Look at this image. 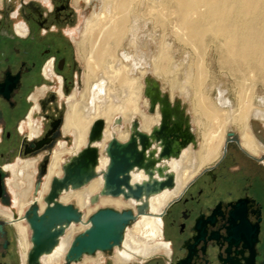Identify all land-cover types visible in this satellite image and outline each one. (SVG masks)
Instances as JSON below:
<instances>
[{
  "label": "bare ground",
  "instance_id": "bare-ground-1",
  "mask_svg": "<svg viewBox=\"0 0 264 264\" xmlns=\"http://www.w3.org/2000/svg\"><path fill=\"white\" fill-rule=\"evenodd\" d=\"M84 1L90 3L94 0ZM95 1H98L99 9L84 20L77 42L85 63L84 88L79 94L74 90L68 97L62 125L63 134L71 136L72 144L67 146L61 141L52 152L36 198L40 210L44 207L42 198L49 190L51 178L62 174V164L85 145L92 122L102 118L105 122L103 141L96 143L100 149L96 166L98 174L82 188L60 195L62 203L75 202L83 212L82 221L72 223L65 230L54 251L42 257V264L60 263L74 234L88 227L86 219L98 207L136 208L135 200L99 197V192L103 184L102 173L108 164V157L103 153L108 140L115 136L119 141H125L135 118L146 133L159 123V112L149 113L148 100L142 95L148 64L155 74L165 76L170 81L171 90L177 89L189 103L191 122L201 129L202 143L198 150L194 151L190 144L179 157L164 159L157 164L173 173L175 185L188 182L202 167L217 159L229 126L235 127L241 145L253 153L261 149L260 142L264 141V122L253 114L256 94L253 79L260 77L264 85V0ZM169 19H172L171 23L175 22L171 27L193 49L195 57L191 58L187 53L181 62H177L174 58L176 49L166 41L165 34L162 32L159 40L155 39L156 28L164 29L170 23ZM149 21L154 28L149 34L156 45L154 51L150 41L145 39ZM207 42L218 53L220 68L234 79V102L226 95L227 88L212 79L207 81L206 58L203 59ZM125 46L128 51L124 50ZM146 49L151 51L148 60L142 55ZM154 146L159 150L157 145ZM10 169L12 177L7 184L13 192L19 216L13 218L10 211L1 206L0 215L16 229L20 247L25 253L31 243L28 240L29 228L22 215L33 199L29 195L36 173L35 162L19 161ZM154 177L164 179V175L157 171H154ZM147 179L148 175L143 170L131 172L132 184ZM175 191L172 190L173 194ZM170 197L171 191L167 188L149 196L147 213L126 228L121 247L114 248L122 255L118 257L119 261L142 260L165 251V244L159 241L158 213ZM85 257L84 262L78 264L94 261Z\"/></svg>",
  "mask_w": 264,
  "mask_h": 264
},
{
  "label": "flooded vegetation",
  "instance_id": "flooded-vegetation-1",
  "mask_svg": "<svg viewBox=\"0 0 264 264\" xmlns=\"http://www.w3.org/2000/svg\"><path fill=\"white\" fill-rule=\"evenodd\" d=\"M86 8L74 0H0V206L13 218L19 214L7 184L10 167L34 160L33 194L44 158L47 168L58 143L68 146L71 139L62 125L68 97L84 88L77 42ZM260 145L253 153L236 130L226 132L217 159L169 189L172 197L158 213L165 251L121 262L112 249L73 261L66 259L69 244L54 264L83 263L85 256L94 260L87 264H230V258L264 264V141ZM30 236L29 230L31 243ZM30 251H22L11 222L0 215V264H29ZM50 253L40 255L39 264Z\"/></svg>",
  "mask_w": 264,
  "mask_h": 264
},
{
  "label": "water",
  "instance_id": "water-1",
  "mask_svg": "<svg viewBox=\"0 0 264 264\" xmlns=\"http://www.w3.org/2000/svg\"><path fill=\"white\" fill-rule=\"evenodd\" d=\"M143 85V96L148 100L147 111L154 113L157 110L160 114L159 123L146 133L140 129L139 121L135 118L129 126V136L125 141H119L115 136L108 140L103 150L108 157V164L102 173L103 184L99 192V197L135 200L136 208L119 210L105 206L91 213L87 217L88 227L72 239L66 254L67 260L77 261L82 255L111 251L116 246L120 248L126 228L147 213L146 200L149 196L166 188L171 189L175 184L173 173L165 171L157 164L164 159L179 157L184 148L196 144L191 116L186 112V105L180 98L172 100L162 89L159 80L148 73L143 78ZM104 127L102 118L92 122L85 145L62 164L60 176L51 178L49 190L42 198L44 207L40 210L36 198L40 181L48 169V157L44 158L33 199L23 214L31 233L29 264H39L38 257L50 253L72 223L82 221L83 212L73 203L60 202L59 197L65 191L82 188L97 176L96 166L100 149L96 143L103 141ZM71 144L72 139L68 146ZM154 145H157L159 150ZM134 169L143 170L148 179L132 184L131 172ZM154 171L164 175V179L155 178ZM228 240L231 243L232 236H229ZM241 241L243 240L240 237V243ZM241 260H244V263L240 264H245L246 260ZM233 262L230 258L229 263Z\"/></svg>",
  "mask_w": 264,
  "mask_h": 264
},
{
  "label": "rangeland",
  "instance_id": "rangeland-1",
  "mask_svg": "<svg viewBox=\"0 0 264 264\" xmlns=\"http://www.w3.org/2000/svg\"><path fill=\"white\" fill-rule=\"evenodd\" d=\"M74 2H76V0H74ZM77 2L80 3L81 7H83V6H85L87 4L86 5L87 8L84 9V10H82V16L80 17V20H79V24H80V26H82L84 20L87 17H89L92 12L98 11V9H99V3H98V1H95V0L94 1H91L90 3H86L84 0H78ZM171 20H170V23H167V25L164 26V29L162 27L161 28L160 27H157L156 28V31H155V34H156L155 39L158 41L159 40V34L162 33V32L165 34L166 41L169 44L173 45L174 46V49H176V51H175V55L176 56H174V58H175V60L177 62H181V60H183V58L185 56H187V53H189V55H190L191 58L195 57L194 56L195 54H194L193 49L190 46H188L187 44L184 43V41H183L184 39H182L181 35H180V37L178 35H176V30L174 28H172L173 27V24H175V22L171 23ZM153 30H154V28L151 25V22L149 21L148 22L147 31L145 32V34H146L145 39L148 40V41H150V45H151L152 51H154L155 48H156L155 43L153 41H151L150 38H149V34H151V32H153ZM206 48L208 50L205 49V51H207V52L204 51V57H203V59L205 60V58H206V60H205V64L206 65L205 66H207V70H208L207 81H209V79L210 80L212 79L213 81L218 82L221 87L227 88L229 91L226 92V95L229 97V99L232 102H234L235 92L233 91V89L235 88V86H234V79H233V77L229 76L227 74V71H225V69L220 68V65H219V62H218V53L216 51H214L215 49H214L213 45H211L210 42H207V47ZM127 49L128 48L125 46L124 47V50L125 51H128L129 49L128 50ZM211 50H213V51H211ZM131 52H132V50H131ZM150 53H151V51L149 49H146V50H143L142 55H143V57L146 58V60H148L149 59L148 58V55ZM216 60H217V62H216ZM208 67H209V69H208ZM147 68H148V74H150L151 76H153L154 78H156V79L159 80L162 89L170 95V97L172 98V100H175L176 98H180L181 102L186 105V107H185L186 112L189 115L191 114L190 116H192L189 103L187 101H185V99L181 96V94L179 93V91L177 89L171 90V87H170L171 84L169 83L170 81L166 80L165 79V76H161V75L155 74L153 72L152 67H151L150 64L147 65ZM149 68H151V69H149ZM260 79L261 78L258 77V76H256L253 79V81L255 82L254 84H255V89H256V94L254 96L255 106H254V113L253 114H254V116L256 118H258V119H260L261 121L264 122V85L262 84V82H261ZM215 94H217L216 91H215ZM142 95H143V88H142ZM191 126H192V131H193V133L195 134V137H196V144L194 146H192V149L195 151V150H198L200 148L199 146L202 143L201 129L197 125H195L194 123H191ZM233 130H236L235 127L234 126H229V127H227L226 132H230V131H233ZM225 135H226V133H225ZM9 177H12L11 176V173H10V176ZM33 182H34V180H33ZM32 190H33V188L30 191V195H29L30 198L33 195L32 194ZM70 203L75 204L74 201H71ZM99 208H101V207H98L97 209H99ZM124 208H130V207H124ZM121 209H123V208H120L119 210H121ZM16 210H17V208H16ZM93 212H91V213H93ZM13 229H14V231H16V229L14 228V226H13ZM28 231H29V229H28ZM78 232H81V231H78ZM78 232H76L75 234H77Z\"/></svg>",
  "mask_w": 264,
  "mask_h": 264
}]
</instances>
